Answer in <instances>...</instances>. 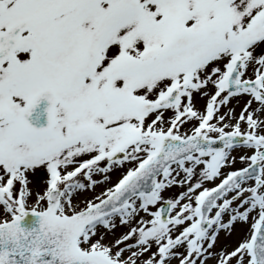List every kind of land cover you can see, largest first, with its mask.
<instances>
[{
	"label": "snow or ice",
	"instance_id": "6c2138e0",
	"mask_svg": "<svg viewBox=\"0 0 264 264\" xmlns=\"http://www.w3.org/2000/svg\"><path fill=\"white\" fill-rule=\"evenodd\" d=\"M209 261L264 264V0H0V264Z\"/></svg>",
	"mask_w": 264,
	"mask_h": 264
},
{
	"label": "rangeland",
	"instance_id": "374dc122",
	"mask_svg": "<svg viewBox=\"0 0 264 264\" xmlns=\"http://www.w3.org/2000/svg\"><path fill=\"white\" fill-rule=\"evenodd\" d=\"M202 98H203V99H202ZM247 99H248L247 97H243V98H241L239 104L236 103V99H233V100H232V106L235 107V109H236V114H237V115H238L239 112L241 111V108L243 107V105H244V103H245V101H246ZM204 102H207V97H198V98H197V106H198V108L203 109L204 106H203L202 104H204ZM201 105H202V107H199V106H201ZM245 152H247L248 155H251V154H252L250 151H248L247 149H244V148L236 149V150L233 152V155L237 157V161H236V163L233 165V168H234V169H239V168H243V167L246 166L244 163L240 162V160H239V156L242 155V154H244ZM122 171H123V169H120V170H117V171L113 174V176H115V178H112V179H113V182H115V181L118 179V177L120 176V173H121ZM226 171H227V170H226ZM218 182H219V180L216 181V183H218ZM106 186H107V185H104V186H102V187H106ZM208 186L211 187V186H214V185L209 184ZM100 190H101V189H99V188L97 189V191H100ZM179 191H181L180 188H173V189L169 190L168 192H165L164 195H165V196H170V195H172L173 193H177V192H179ZM141 215H145V214H144V213H141ZM247 228H248V225H246V224H238V225L236 226V233H235V235H234L233 238H232V246H235L236 241L240 240L241 238H243V237L247 234V231H246ZM120 231L122 232V231H124V229H120ZM118 235H119V232H118ZM209 264H215V262H214V261H209Z\"/></svg>",
	"mask_w": 264,
	"mask_h": 264
}]
</instances>
